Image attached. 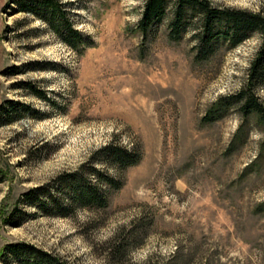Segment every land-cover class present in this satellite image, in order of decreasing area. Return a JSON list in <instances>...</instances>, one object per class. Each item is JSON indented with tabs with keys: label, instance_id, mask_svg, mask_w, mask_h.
Masks as SVG:
<instances>
[{
	"label": "rangeland",
	"instance_id": "obj_1",
	"mask_svg": "<svg viewBox=\"0 0 264 264\" xmlns=\"http://www.w3.org/2000/svg\"><path fill=\"white\" fill-rule=\"evenodd\" d=\"M60 1L77 48L0 0V255L24 242L69 264H264V83L243 109L262 35L204 54L198 16L173 40L169 9L140 30L146 0ZM208 1L264 15V0ZM113 142L141 158L120 188L98 185L104 208L61 217L24 201L43 187L67 203L56 179L89 164L119 176L97 160ZM15 207L27 214L5 224Z\"/></svg>",
	"mask_w": 264,
	"mask_h": 264
},
{
	"label": "trees",
	"instance_id": "obj_2",
	"mask_svg": "<svg viewBox=\"0 0 264 264\" xmlns=\"http://www.w3.org/2000/svg\"><path fill=\"white\" fill-rule=\"evenodd\" d=\"M14 1L16 12L28 13L43 21L71 48H77L85 42V38L70 21L69 14L60 0ZM167 9L171 10L172 15L168 24V35L173 40H179L187 27L192 24L190 20L198 16L200 34H197V37L199 38L200 52L204 54L207 53L206 47L210 52L218 43L233 47L254 32L262 35V45L249 69V81L246 84L248 97L243 106L244 112L258 110L254 88L264 83V15L243 9L213 6L208 0H146L144 12L138 25L140 30L146 32L149 28L161 23L164 17L168 16ZM20 107L25 108L22 104ZM221 115L220 113L218 116ZM140 158L141 150L137 146L127 148L119 143H109L100 150L97 160L112 166L119 176H111L93 164H89L80 171L62 174L56 179L59 190L67 191V203L59 202L58 198L48 192L44 196H48L46 199L40 198V193L46 191L41 190L43 187L25 192L23 194L24 201L29 205L36 206L45 214L61 217L70 216L76 207L104 208L107 205L105 192L98 185L104 183L110 189L120 188L122 186L120 175L126 168L138 163ZM49 205L53 207L51 211H48ZM19 214L27 213L15 207L4 219V223L12 225L14 218ZM5 254L17 259L19 264H69L57 255L24 242L7 244L0 256Z\"/></svg>",
	"mask_w": 264,
	"mask_h": 264
}]
</instances>
